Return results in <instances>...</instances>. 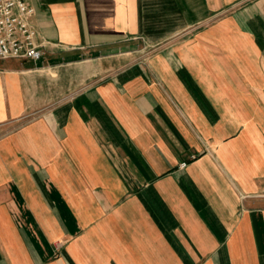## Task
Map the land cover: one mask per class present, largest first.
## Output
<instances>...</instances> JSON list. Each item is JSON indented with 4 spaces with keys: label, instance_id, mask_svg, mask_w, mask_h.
<instances>
[{
    "label": "crops",
    "instance_id": "0c3cea01",
    "mask_svg": "<svg viewBox=\"0 0 264 264\" xmlns=\"http://www.w3.org/2000/svg\"><path fill=\"white\" fill-rule=\"evenodd\" d=\"M26 1L0 264H264V0Z\"/></svg>",
    "mask_w": 264,
    "mask_h": 264
},
{
    "label": "built area",
    "instance_id": "2783aa9c",
    "mask_svg": "<svg viewBox=\"0 0 264 264\" xmlns=\"http://www.w3.org/2000/svg\"><path fill=\"white\" fill-rule=\"evenodd\" d=\"M32 16L33 9L26 0H0V60L39 59Z\"/></svg>",
    "mask_w": 264,
    "mask_h": 264
}]
</instances>
